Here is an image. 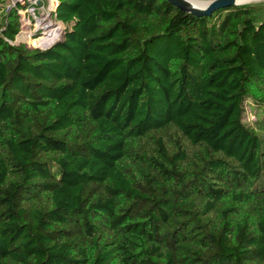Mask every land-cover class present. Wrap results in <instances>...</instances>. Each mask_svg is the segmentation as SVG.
<instances>
[{
	"label": "trees",
	"instance_id": "trees-1",
	"mask_svg": "<svg viewBox=\"0 0 264 264\" xmlns=\"http://www.w3.org/2000/svg\"><path fill=\"white\" fill-rule=\"evenodd\" d=\"M4 1L0 264H264V2Z\"/></svg>",
	"mask_w": 264,
	"mask_h": 264
},
{
	"label": "rangeland",
	"instance_id": "rangeland-1",
	"mask_svg": "<svg viewBox=\"0 0 264 264\" xmlns=\"http://www.w3.org/2000/svg\"><path fill=\"white\" fill-rule=\"evenodd\" d=\"M37 8H35L34 18H31V21L27 23L25 21L26 15L24 14V9L20 8V15L22 18V26L21 32L17 36V41L27 42L32 47L44 48L49 45L52 41L47 42L48 40H44L47 37V34L50 30L58 28V32L61 31V24L57 22L53 17V12L55 8V0H38ZM200 1H208V0H200ZM244 2V1H242ZM264 0L258 2H252V4L262 3ZM13 6V0H5L4 8H9ZM84 22H82L83 25ZM32 32H39L40 35L36 36V34L32 35ZM257 118V120H256ZM263 121L262 111L256 107V105L252 104L251 101H247L246 103V113L244 116V122L248 125L255 126V123L258 125ZM259 134L263 137L264 130H259Z\"/></svg>",
	"mask_w": 264,
	"mask_h": 264
},
{
	"label": "water",
	"instance_id": "water-1",
	"mask_svg": "<svg viewBox=\"0 0 264 264\" xmlns=\"http://www.w3.org/2000/svg\"><path fill=\"white\" fill-rule=\"evenodd\" d=\"M166 1L170 5L174 6L177 10L184 12V13L192 14V15L197 16V17L202 16V15L210 16L214 11H216L220 8L232 7L235 5L244 4V3H240L239 0H208V1L166 0ZM58 38H59V34L52 37L51 39L53 41V40H57ZM49 46L44 47L42 49H46Z\"/></svg>",
	"mask_w": 264,
	"mask_h": 264
},
{
	"label": "built area",
	"instance_id": "built-area-1",
	"mask_svg": "<svg viewBox=\"0 0 264 264\" xmlns=\"http://www.w3.org/2000/svg\"><path fill=\"white\" fill-rule=\"evenodd\" d=\"M38 2H39L38 0H13V5L22 6V8L24 9V14L26 15L25 21L29 23L31 21V18H34V14H35L34 11L35 8H37ZM60 32L58 34H60Z\"/></svg>",
	"mask_w": 264,
	"mask_h": 264
},
{
	"label": "bare ground",
	"instance_id": "bare-ground-1",
	"mask_svg": "<svg viewBox=\"0 0 264 264\" xmlns=\"http://www.w3.org/2000/svg\"><path fill=\"white\" fill-rule=\"evenodd\" d=\"M258 1H261V0H239L240 3H244V4L258 2ZM58 30H59L58 28L50 30V32L47 34V37L44 40H48L47 42L52 41L51 38L56 36L59 33Z\"/></svg>",
	"mask_w": 264,
	"mask_h": 264
},
{
	"label": "crops",
	"instance_id": "crops-1",
	"mask_svg": "<svg viewBox=\"0 0 264 264\" xmlns=\"http://www.w3.org/2000/svg\"><path fill=\"white\" fill-rule=\"evenodd\" d=\"M55 5H56V3H55Z\"/></svg>",
	"mask_w": 264,
	"mask_h": 264
}]
</instances>
